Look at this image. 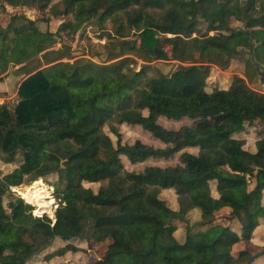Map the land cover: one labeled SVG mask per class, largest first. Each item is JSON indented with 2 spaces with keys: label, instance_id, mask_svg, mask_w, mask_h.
<instances>
[{
  "label": "trees",
  "instance_id": "1",
  "mask_svg": "<svg viewBox=\"0 0 264 264\" xmlns=\"http://www.w3.org/2000/svg\"><path fill=\"white\" fill-rule=\"evenodd\" d=\"M0 1L63 20L50 32L37 19L0 8V82L11 67L28 75L17 102L0 104V157L17 165L0 176V264H27L56 239L109 240L103 257L90 264H255L264 240V233H254L264 224V135L250 144L234 134L264 122V94L238 76L228 88L207 92L203 68L136 70L125 55L191 63L199 39L201 59L221 63L248 48L252 36L264 70V0ZM95 19L109 61L120 60L63 62L69 49L56 45ZM160 117L198 121L172 133L158 124ZM124 124L167 147L121 144L118 126ZM178 152L173 167L141 172L127 171L120 159L135 163ZM49 175L58 177L54 222L34 216L20 198L3 205L12 187ZM84 183L100 185L95 192ZM168 192L172 208L160 196ZM238 244L243 247L235 251ZM78 250L68 243L47 259Z\"/></svg>",
  "mask_w": 264,
  "mask_h": 264
},
{
  "label": "rangeland",
  "instance_id": "2",
  "mask_svg": "<svg viewBox=\"0 0 264 264\" xmlns=\"http://www.w3.org/2000/svg\"><path fill=\"white\" fill-rule=\"evenodd\" d=\"M59 0H54L53 2H57ZM5 8L8 12L16 11L18 14H23L28 18L34 20H38V26L41 30H48L50 32H55L58 30L60 24L63 22L62 16L60 18L49 16L46 13H42L38 11L34 7H16L12 8L7 6L6 4L0 1V8ZM58 9L64 11L65 6L62 4L58 5ZM1 15V13H0ZM48 18V22H42L40 19ZM96 24L98 21L94 20L89 26L81 29L77 32V34L73 37L71 36H64L62 39L61 44L56 45V49H60L62 45H65L69 49L70 56L63 59V62L72 63L78 59H86L92 61L97 64H109L115 62L119 59L109 61L107 51L109 48L106 46V39L101 37V29H99ZM105 28H110V22L106 21L104 23ZM230 25L232 27H240L241 24L237 21L231 20ZM200 49L201 43L199 39L196 40V59L195 62H180L177 60H153L151 62H145L139 57L135 56L134 54L125 55V57H129L133 59L132 66L139 70L142 65H150L155 69L161 71L164 74L172 73L178 66L182 67H198L203 68L205 71L204 74V81H205V90L207 92H211L214 89H226L228 88L232 79L236 76L241 77L245 80L247 86L251 89L250 85L252 80L254 79L255 75L251 68H249L246 64V60L243 59H228L224 62L215 63L208 60H202L200 56ZM44 67V65H43ZM41 67V68H43ZM40 68V69H41ZM18 66L11 67L7 75L2 79L0 82V104H7L13 106L17 102V90L19 85L23 80H25L28 75H21L16 73ZM34 73V72H33ZM32 73V74H33ZM261 94H264V88L261 90L255 91ZM198 119H191L188 117H181V118H164L160 117L158 119V124L161 125L163 128L171 131L172 133H178L183 126L192 127L197 124ZM255 130L252 132L250 144L253 142V139H258L264 135V122L256 121L255 123ZM118 130L120 133V142L121 144L125 145H133L136 141L140 143L150 146L154 149H165L167 145L162 144L157 139L153 138L148 132L142 130L139 126L136 125H122L118 126ZM104 131L110 136L113 144H116V137L109 133V129L107 127L104 128ZM251 130L244 131L245 134H250ZM238 132L234 134V137L239 139H244L247 141L246 136L244 134H239ZM239 134V135H238ZM189 153L195 154L198 151L197 148H190L186 149ZM180 152L176 153L170 158H161V157H149L145 160H137V162L132 163L126 159L125 156H120L121 162L123 167L129 172H141L145 167H173L174 165L178 164V157ZM17 165L15 163H5L2 158L0 157V176H3L9 172H11ZM57 175H49L45 178L37 180L39 186L30 183L29 185H22L19 187H12L10 189L11 193H9L3 199V205L7 208L9 201L20 198L25 203L27 200L22 198L20 193L25 190L26 188H30L31 190H40L39 192V199L34 201L33 203H28L33 207V215L37 217H41L43 215H47L52 221L54 222V211L57 207V201L54 195V188L52 184L57 180ZM100 183H84L85 187L91 188L93 191H97ZM212 194L215 195V182L210 183ZM39 187V188H38ZM252 185L250 186V188ZM10 195V196H9ZM161 198L164 199L166 204L169 208L174 207L175 197L171 192L166 194H160ZM41 197V198H40ZM37 205V206H36ZM36 209V210H35ZM41 212V213H39ZM38 214V215H36ZM193 217H191L192 219ZM264 227V224H263ZM235 229H238V225L235 224ZM255 238L258 237L260 233L255 230ZM181 234H176V237H179ZM262 235V234H261ZM258 239H255L257 241ZM70 243L77 249V252H66L62 256H56L47 259L49 254L57 251L58 249L64 247ZM110 243L109 240H106L102 243L95 244V243H86L84 241L73 239L70 241H62L56 239L53 244L48 247L47 249L43 250L42 252L35 255L27 264H90L98 261L104 255V252L107 248V245ZM242 244H238L235 247V251L242 249ZM256 264H264V240L262 246H260V256L256 260Z\"/></svg>",
  "mask_w": 264,
  "mask_h": 264
},
{
  "label": "water",
  "instance_id": "3",
  "mask_svg": "<svg viewBox=\"0 0 264 264\" xmlns=\"http://www.w3.org/2000/svg\"><path fill=\"white\" fill-rule=\"evenodd\" d=\"M97 19L94 20V22ZM257 46V44L255 43V41L253 40V37L251 36L249 39V43H248V48L246 49H242V48H238V55L234 56L233 59H245L246 62H249L255 71V77L251 82V90L253 91H258L261 90L262 88H264V70L262 69L261 65L259 62L256 61L255 59V54H254V49ZM228 58H226L227 60Z\"/></svg>",
  "mask_w": 264,
  "mask_h": 264
},
{
  "label": "bare ground",
  "instance_id": "4",
  "mask_svg": "<svg viewBox=\"0 0 264 264\" xmlns=\"http://www.w3.org/2000/svg\"><path fill=\"white\" fill-rule=\"evenodd\" d=\"M34 185L39 186L41 184H38L37 182H33L32 186H34ZM39 191L40 190H37V189L31 190L30 188H26L25 190H23L20 193V195L22 198L26 199L28 203H33L34 201H37L39 199V193L41 192V191L40 192ZM39 213H41V212H39ZM36 215H38V214H36Z\"/></svg>",
  "mask_w": 264,
  "mask_h": 264
},
{
  "label": "crops",
  "instance_id": "5",
  "mask_svg": "<svg viewBox=\"0 0 264 264\" xmlns=\"http://www.w3.org/2000/svg\"><path fill=\"white\" fill-rule=\"evenodd\" d=\"M248 129L251 130V131H250V134H245V133H243V131H241V133H239V134H244V135L246 136L247 141L250 143V139L252 138L251 135H253L252 132L255 130V128H253V127H248V126H247L246 129H245L244 131H247ZM239 134H238V135H239ZM236 135H237V134H236ZM256 140H257V139H253V142H255ZM263 228H264V227H263V225H262V226H260L259 230H260V229L263 230ZM256 262H257V261H255V264H256ZM257 263H258V262H257Z\"/></svg>",
  "mask_w": 264,
  "mask_h": 264
}]
</instances>
